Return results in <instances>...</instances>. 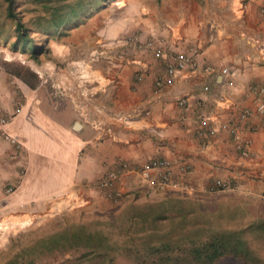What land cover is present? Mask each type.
Wrapping results in <instances>:
<instances>
[{"label":"crops","instance_id":"1","mask_svg":"<svg viewBox=\"0 0 264 264\" xmlns=\"http://www.w3.org/2000/svg\"><path fill=\"white\" fill-rule=\"evenodd\" d=\"M53 48L60 57L78 52L68 60L76 72L58 68L64 94L41 91L40 75L35 107L29 89L20 107L12 94L0 108L10 119L0 130V225L18 232L46 216L108 206L99 182L122 163L130 168L119 183L125 198L228 194L264 216V0H117ZM178 54L198 70L158 89ZM243 111L252 116L241 119ZM154 159L171 165L144 179L139 171Z\"/></svg>","mask_w":264,"mask_h":264},{"label":"trees","instance_id":"2","mask_svg":"<svg viewBox=\"0 0 264 264\" xmlns=\"http://www.w3.org/2000/svg\"><path fill=\"white\" fill-rule=\"evenodd\" d=\"M112 1L32 0L30 15L18 0H0V40L39 62L51 49L34 35L68 36ZM115 203L107 213L63 214L12 237L0 264H264V216L242 199L217 205L172 193L159 201L134 195Z\"/></svg>","mask_w":264,"mask_h":264},{"label":"rangeland","instance_id":"3","mask_svg":"<svg viewBox=\"0 0 264 264\" xmlns=\"http://www.w3.org/2000/svg\"><path fill=\"white\" fill-rule=\"evenodd\" d=\"M117 0H113L107 8L112 6ZM20 9L28 11L30 15H32L31 10L35 9V5L32 3V0H18ZM106 9V8H105ZM100 13V12H99ZM98 14V13H97ZM87 24V23H86ZM84 24V25H86ZM83 25V26H84ZM76 29V28H75ZM73 29V30H75ZM71 30L70 33L73 31ZM69 33V35H70ZM68 36H59L57 34H46V35H34L36 36V39L38 41H46L48 42L49 48L51 49L50 53L48 54H41L39 57V62L32 60L29 57L28 53H23L22 51L13 52L10 48V46L5 44V40H0V108H4V106L7 104V101L10 100L9 96H16V99L14 101L15 107H20L25 100V91H28L29 89L32 91L31 96L29 100V104L33 107L37 105L36 103V89H31L30 86L22 79L16 77L13 75L14 73H21L23 75V78L26 79L29 82L37 84V86L42 82V79L39 77L40 75L43 76L45 82L43 86L41 87V91H46V93H56L58 91H61L64 94V89L59 88L58 86V68L65 72L69 73L70 71L76 72L77 70L75 67V64L73 66H70V62L68 61L70 58H76L78 55V52H73L70 56H58L54 54V43L56 41H62L68 39ZM12 43V42H11ZM10 43V44H11ZM46 45V44H45ZM56 65V66H55ZM40 67L38 69L37 67ZM79 69V67H78ZM39 72V74H37ZM81 75V73H79ZM38 77V78H37ZM7 84V85H6ZM4 85V87H2ZM68 91V90H66ZM9 92H11L9 94ZM9 94V95H8ZM45 100V99H44ZM12 101V99H11ZM0 118H5L10 121L9 117L7 116H1ZM52 128V134H56V130L53 128V126H49ZM58 134V133H57ZM58 136L55 138L58 140ZM60 140V139H59ZM9 189V187L7 188ZM172 194H163L162 196H159L157 198L149 197L148 195H135L140 200V202H153V201H159L163 200L164 198L170 196ZM132 197V196H131ZM203 200L209 201L210 203H215L217 205H227L230 204V202L234 199L231 198L228 194H223L220 196H210L209 198H202ZM110 200V199H109ZM110 204L108 206H104L102 209H96V210H84L86 213H107L114 208H116L115 201L110 200ZM81 211V210H79ZM78 212V211H77ZM75 213V212H74ZM64 214H72V213H64ZM63 215V214H61ZM56 215L54 217L49 218L46 216L43 219V223L41 226L47 224L48 222L54 220L56 217L61 216ZM48 220V221H45ZM41 226H37L36 224L28 225V226H22L19 228L18 232H15L13 229L14 227L10 225H0V251L5 249L6 246L10 243V239L12 237L17 236L20 233H24L29 230H36L40 228ZM6 237L4 240L3 238ZM4 241H3V240ZM223 264H239L235 262L234 260H227L223 262Z\"/></svg>","mask_w":264,"mask_h":264},{"label":"built area","instance_id":"4","mask_svg":"<svg viewBox=\"0 0 264 264\" xmlns=\"http://www.w3.org/2000/svg\"><path fill=\"white\" fill-rule=\"evenodd\" d=\"M134 42L136 43L137 41H134ZM149 46H151V44H149ZM156 55L158 57H161L162 52L156 51ZM188 70L191 72H196L198 69H197L196 64L186 55L184 54L176 55L173 61H171V63H169L167 67V74H166L167 76L165 78L158 79L156 81V87L158 89H161L164 86L170 85L179 73L183 71H188ZM213 70L214 69H212L211 67H208L204 69V73L212 74L214 72ZM222 73L224 76L228 78L233 76V73L227 68L223 69ZM233 86H234L233 81L229 80L228 87H233ZM257 113L260 115H264V103L259 104L257 108ZM251 116H252V113L250 111L240 112V118L243 120L248 119ZM7 123H8L7 119L0 118V130L3 126L7 125ZM202 126L207 131V133L210 134L211 136L216 134V129L214 126L211 125V120L209 118H205L202 120ZM224 128L228 129L232 135H237L238 131L235 125H230V126L224 125ZM238 150L241 152L242 155H246L247 153V151L245 150V147L241 145H238ZM170 165L171 163L168 160L154 159V160H151L145 163L141 167L139 172L144 179H150L154 170L168 169ZM128 172H130L129 166L126 163H122L114 172H112L109 175V177L102 179L99 182V187L106 192V196L108 199L112 201H118L119 199L123 197V193L119 188V183ZM162 184L170 185L167 175L162 177ZM215 186L218 191L227 189V185L221 181H218ZM174 187L178 188L183 193H189V194L193 193V189L189 187L188 185H175Z\"/></svg>","mask_w":264,"mask_h":264}]
</instances>
